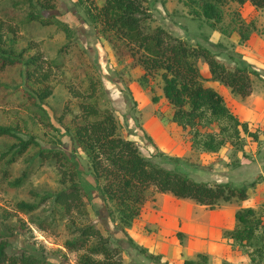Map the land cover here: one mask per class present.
<instances>
[{
  "label": "rangeland",
  "instance_id": "1",
  "mask_svg": "<svg viewBox=\"0 0 264 264\" xmlns=\"http://www.w3.org/2000/svg\"><path fill=\"white\" fill-rule=\"evenodd\" d=\"M49 1L52 7L45 8L38 3L30 6L27 1L0 0V53L21 60L0 69V123L13 127L20 137L33 136L38 141V145L29 146L16 161L7 164L11 171L7 179H13L31 165L30 174L21 185L10 186L0 171V240L8 243V253L25 248L43 256L45 264H77L79 251L67 250L63 242L77 235L73 230L75 225L92 222L108 234L110 246L120 249V264H182L184 258L196 259L193 249L196 235L200 234L203 240H212V252H203L208 264H228L231 258L238 264H264V255L257 256L253 262L232 257L231 251L235 248L241 251L237 254L239 257L241 254L246 257V251L237 245L232 247L225 237L226 231L236 224L234 211L251 199H220L210 207L169 191L149 192L144 211L126 227L130 239L116 228L117 222L109 218L95 189L86 155L70 146L74 126L82 121L81 101L111 109L118 131L133 139L145 156L161 165L198 180L240 185L248 184L250 179L254 182L260 179L254 174L253 166H245L249 155L246 151L243 155L241 150L232 149L228 144L216 151L184 144L180 126L171 120L173 106L162 93L159 74L140 77L142 67L133 57L127 53L118 55L100 33L93 32L83 3ZM101 1L94 0L96 4ZM185 1L148 0L146 22L152 27L161 25L193 45L206 46L229 66L243 65L239 47L244 48L245 44L238 40L235 20L252 21L251 34L264 32V8L256 12L236 0H225L220 4L222 19L212 26L202 15L192 13L194 5ZM36 14L52 20L42 22L34 17ZM56 19L70 26V34H66ZM31 54H41L56 63L47 69L45 81L30 82L33 88L50 85L52 93L42 100L33 99L26 92L31 87L24 81L22 61ZM195 63L202 81L213 88L216 86L229 104L232 99L228 91L233 92L230 87L225 92L218 90L222 83L209 78L208 64L203 57L197 56ZM233 94L236 98L244 97ZM14 141L0 136V154ZM39 147L61 149L70 159L78 161L80 183L89 196L88 214L74 209L66 212L54 201V192L63 187L60 173L49 157L39 160L40 155L36 153ZM3 163L0 160V167ZM19 200L35 203L36 207L28 212L19 211L15 209ZM263 239V233L257 231L252 242L259 246ZM223 251L225 256L218 254Z\"/></svg>",
  "mask_w": 264,
  "mask_h": 264
},
{
  "label": "trees",
  "instance_id": "2",
  "mask_svg": "<svg viewBox=\"0 0 264 264\" xmlns=\"http://www.w3.org/2000/svg\"><path fill=\"white\" fill-rule=\"evenodd\" d=\"M21 1H27L30 6L38 3L45 8L52 7L49 0ZM77 1L84 4L86 19L93 32L100 33L118 55L127 53L142 67L140 77L145 79L147 75L159 74L162 93L173 106L171 120L180 126L181 141L184 144L206 151H216L228 144L232 149L241 150L245 154L247 139L242 132L255 139L258 128L251 131L248 122L241 120L231 110L223 95L202 81L195 58H204L208 64L209 78L229 86L241 96L251 92V73H256L254 69L246 65L229 66L206 46L193 45L161 25L150 26L146 22L149 16L148 0H102L100 4L94 0ZM224 1L185 2L194 5L192 13L202 15L214 26L215 22L222 19L220 4ZM236 1L242 4L246 0ZM249 1L255 6H264V0ZM34 17L42 22L52 20L38 14ZM56 21L67 35L70 34L71 28L65 21ZM235 21L238 40L245 43L254 24L240 18ZM221 30L225 31L223 28ZM1 33L2 29L0 43ZM18 62H21L18 57L0 53V69ZM55 64V60L46 59L41 54H31L22 61L24 81L31 87L30 91H26L28 96L42 100L52 93L47 83L33 88L30 82L45 81L48 77L47 69ZM79 105L82 121L75 124L70 136L71 149H79L86 155L95 189L107 208L108 216L117 222L116 228L128 240L130 237L126 227L144 211V202L149 192L169 191L177 197H189L210 207L215 206L220 199L228 201L233 197L240 200L248 198V186L253 185L254 180L240 185L230 181L198 180L161 165L145 156L133 139L118 131L111 109L91 101H81ZM0 136L15 139L0 154V160L4 161L0 171L10 186L18 187L28 178L31 165L13 179H7L11 175L7 164L16 161L29 146L38 145V141L33 136L20 137L13 127L1 123ZM36 153L40 155V161L45 157L52 159L60 173L63 187L54 192V201L61 204L66 212L74 209L78 213L88 214L86 201L89 196L80 183L81 169L78 161L70 159L61 149L39 147ZM35 207V203L24 200L15 203V209L22 212L31 211ZM234 218L236 224L226 231V239L232 247L237 245L246 251L247 261H256L257 256L264 255V241L262 245L255 246L252 238L257 231L264 235V208L249 205L239 207L234 212ZM73 230L77 235L64 240L63 246L70 251H79L77 264H120V249L109 245L108 234L103 233L96 224L86 222L75 225ZM7 245V242L0 240V264L46 263L43 256L25 248L17 253H8ZM182 264H208V258L205 253L197 252L196 259L184 258Z\"/></svg>",
  "mask_w": 264,
  "mask_h": 264
},
{
  "label": "crops",
  "instance_id": "3",
  "mask_svg": "<svg viewBox=\"0 0 264 264\" xmlns=\"http://www.w3.org/2000/svg\"><path fill=\"white\" fill-rule=\"evenodd\" d=\"M242 5H245L249 10L259 12L263 7L255 6L249 0L243 2ZM244 16V15H243ZM246 16V15H245ZM244 48L239 47L242 58L244 59L243 65H246L254 71L256 74L251 73V83L252 88L251 92L244 97L236 98L233 92L228 91L231 97V102L227 104L231 110H233L241 120L248 122L249 129L254 131L258 128L256 132V138L252 139L249 135L242 132L246 137L247 143L245 145V151L248 152V163L245 164L248 168L253 166L254 174L259 176V181L254 182L253 185L248 186V199H251L250 202H247L244 206L249 205L254 208L264 207V32H253L249 38L244 43ZM244 55V56H243ZM254 78V79H253ZM256 78H260L257 79ZM211 86V85H210ZM216 88V86H214ZM218 90L225 92L228 90L227 85L221 84L218 85ZM221 93V92H220ZM222 94V93H221ZM239 165V164H237ZM252 181V179H250ZM249 181V182H250ZM235 212V211H234ZM199 225L200 222L198 221ZM184 227V225H183ZM200 235H196L198 238L194 245V251L197 252H212V240L205 238L204 240ZM195 237V235H193ZM231 248V247H230ZM186 252V248L184 249ZM237 248L231 251L232 257L247 258L241 254L239 257L237 254H240ZM190 253V252H189ZM225 256L224 251L222 253ZM187 257V256H185ZM247 260V259H245ZM232 258L228 264H238L232 262Z\"/></svg>",
  "mask_w": 264,
  "mask_h": 264
}]
</instances>
